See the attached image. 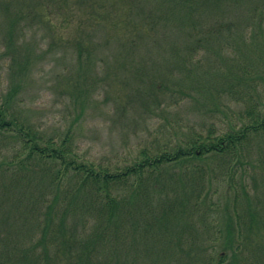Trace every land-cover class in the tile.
<instances>
[{
  "label": "trees",
  "instance_id": "obj_1",
  "mask_svg": "<svg viewBox=\"0 0 264 264\" xmlns=\"http://www.w3.org/2000/svg\"><path fill=\"white\" fill-rule=\"evenodd\" d=\"M165 1L158 0V8L151 11L153 26L162 28L165 39L170 26L189 38L187 54L180 51L175 57L184 77L176 78L170 70L163 76H145L143 69L135 72L137 87L123 90L127 102L117 97L108 113L115 125L135 115L144 123L141 133L147 138L137 154L116 162H96L78 148L77 132H82L90 111L108 107V102L93 104L87 87L92 74L97 75L91 67L97 69L100 62L81 47L77 70L63 74L62 92L69 99L60 118L33 123L23 98L30 57L14 49L19 40L15 36L24 31L19 27L22 20L39 19L38 9L44 12L47 5L25 0L12 10L0 3L9 28L1 43L5 55L12 56L11 86L0 96V136L13 143L0 146V264H171L176 256L187 259L184 264H264V190L260 194L255 188L252 196L249 190H234L231 213L226 211L221 219L218 204H208V196L203 201L207 184L191 177L204 172L198 165L210 157L226 160L232 164L227 168L229 188L235 189L239 166H250V147L264 138V0L251 1L248 14L231 24L220 22L225 16L214 11H224L229 4L241 13L244 0ZM67 2L62 0L59 7ZM204 10H213L211 19L218 20L206 28ZM40 17L48 26L47 15ZM235 30L241 57L220 59L217 52L233 46ZM205 34L209 42L214 34L222 42L216 47L214 66L200 71L203 58L195 57L204 51ZM219 63L227 68L220 71ZM120 66L124 70L126 63L116 58L114 68ZM192 72L198 74L197 88L205 84L211 105L186 92L179 97L173 92L171 86H185ZM109 77L110 73L96 76L91 85ZM184 99L212 120L182 123L174 108ZM173 114L179 121H170ZM176 164L183 167L180 174L166 171V166Z\"/></svg>",
  "mask_w": 264,
  "mask_h": 264
},
{
  "label": "rangeland",
  "instance_id": "obj_2",
  "mask_svg": "<svg viewBox=\"0 0 264 264\" xmlns=\"http://www.w3.org/2000/svg\"><path fill=\"white\" fill-rule=\"evenodd\" d=\"M13 1L0 0V3L10 5L13 10L18 7L17 4L20 1L25 2V0ZM251 1L253 0H246V2L244 0L240 3V14L231 9L229 4L224 6V11H214V13L216 15L222 13L225 16V18L220 19V22L224 24L236 23L241 15L248 14L246 12L249 6L252 5ZM43 2L47 6L44 7V12L38 9L39 19L22 20L19 27L24 31L23 33L18 32L15 36L19 40L18 46H15L14 49L21 52L24 57H30L29 74L25 79L26 92L23 98L31 121L36 124H45L47 119L52 122L54 118H60L62 114L60 110L64 108L67 99H69V96L62 92V82L65 81L63 74L67 70H70L69 73L75 72V69L77 70L78 50L83 47L85 49L84 53H89L95 63L100 62L97 69L94 66L91 67L92 73L97 74L96 76L99 78H105L110 73L111 77L107 80L108 82L104 80L99 82L100 84L91 85L93 83L91 80L96 77L92 74L91 80L88 81L91 83L87 87L91 93L93 104L94 102L98 104L108 102V107L105 106L102 109L103 111L98 110L95 113L93 111L88 112L89 115L84 128L80 130L82 132L80 134L77 132L79 135V151L96 162H100L104 158L112 162L131 158L145 145L144 140L147 136H143L141 133L144 123L137 122L135 115L129 114L130 116L126 115L124 119V125H115L111 120L113 115L108 113L113 108L112 102L117 97L126 101V98L122 97V92L127 89L135 90L138 85L136 84L135 72L140 69L144 70L145 76L146 74L151 76L153 73L163 76L164 72L167 73L170 70L174 77L183 79V72H180L176 53L181 51L180 53H183L184 56L187 54L185 46L187 42L188 46L191 45L189 38L176 29H173L172 32L173 27L170 26L168 38L165 39L160 33L162 28L158 30L153 26L154 19L151 17V11L158 8L155 6L158 0H68L66 5L60 7L62 0H43ZM257 2L262 3V0H257ZM164 3L169 4V0ZM212 11L204 10L203 12V17H206L203 19L204 28L218 21L216 18L211 19L210 14ZM42 14L47 15L48 26L46 25L47 22H44V19L40 17ZM200 24L202 25V23ZM135 29L138 30V33H135ZM8 32L7 21L4 14L0 12V96L6 93L11 86L12 56L5 55L6 46L1 43L3 39H7ZM234 32L233 46L227 45L223 50L217 52V54H221L220 59L241 57V51L238 47H235L237 30ZM249 32L247 31L248 34ZM207 35L205 34L204 40L207 41L208 45L203 43L204 51H201L195 57L196 61L203 58L199 65L200 71L205 70L208 64L212 65L217 60L218 57L215 56L216 47L222 42V37L217 39L215 34L208 36L211 40L214 39L209 42ZM116 58L123 60L128 67L125 66L124 70L121 66L114 68ZM101 61L103 62L101 63ZM218 67L221 68L220 71L227 68L225 63ZM183 69L182 67V71ZM197 75L196 72L188 74L186 88L184 85L182 87L172 85V90L175 94H178L177 97L180 96V93L186 92L194 95L195 99H204L206 105H211V101L205 95V84L200 88H197L198 85L195 86ZM122 79L128 80L127 84ZM191 85L195 87H191ZM197 89H199V94L196 92ZM180 102L179 108L174 109L176 113L180 112L182 123L195 124L194 121L212 120L204 119L205 116L197 112L191 100L184 99ZM170 118L171 122L178 120V117L174 114ZM147 124L151 125L152 122L148 120ZM128 125L130 127L127 132L133 134V131L139 129L137 134L133 136L125 134L124 128ZM0 141L1 147L13 145L9 137L2 138L0 136ZM249 155L253 158L252 162L248 167L245 164L239 166L241 169L235 175L236 188L232 190L229 188L230 184L227 177V168L232 164L226 163L228 162L226 160L225 162L222 159H211L210 157L205 160L206 162L198 165L199 167L203 166L205 169L202 170L203 173L200 175L197 173L196 175L191 174L192 179L196 182L207 184L203 201H206L205 196H208V204H211V200L218 204V217H221V219L226 211L231 213L234 190H239L242 193L243 190L253 192L257 188V192L263 193L264 164L260 163V159L264 160V138H259L252 144ZM245 168L247 169L245 170ZM182 170L183 167L177 164L166 166V171H175V174H180ZM209 181L212 183L211 185L208 184ZM194 183L192 180L190 187ZM13 199L10 200L11 205L14 203ZM207 202L205 205H207ZM203 212L206 213V208ZM208 212H210L209 209ZM219 245L217 255L222 252V241L219 242ZM177 259H180L181 263L183 262L182 264L187 261V259L182 260L181 256H176L170 259V263L175 264Z\"/></svg>",
  "mask_w": 264,
  "mask_h": 264
}]
</instances>
